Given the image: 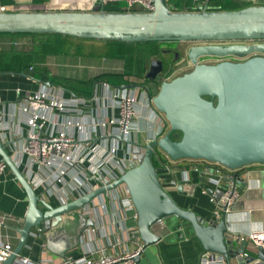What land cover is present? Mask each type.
I'll return each mask as SVG.
<instances>
[{
	"label": "water",
	"instance_id": "1",
	"mask_svg": "<svg viewBox=\"0 0 264 264\" xmlns=\"http://www.w3.org/2000/svg\"><path fill=\"white\" fill-rule=\"evenodd\" d=\"M15 33H55L131 43L198 44L188 53L193 69L164 81L159 92L151 96L154 109L169 125L168 132L146 144L131 142L133 164L119 179L95 191L54 207L34 190L0 137V158L12 170L29 201L23 226L18 229L19 242L3 264H14L22 255L33 228L42 226L49 231L58 227L68 213L83 212L85 206L120 186L129 191L144 248L160 241L161 236L154 231L159 222L177 217L192 226L205 252L217 254L230 264L233 260L264 264V249H252L249 241L229 235L226 215L218 223L206 225L194 211L182 208L170 190L187 195L188 182L162 180L153 163L154 151L159 149L173 161H206L232 171L264 164V43L259 42L264 41V5L239 10L172 11L165 0H155L152 12L104 9L0 12V34ZM178 56L176 53L177 59ZM208 56L222 60L217 64L201 63ZM233 57L242 60H231ZM163 69L161 60H152L146 80L154 81ZM174 133L181 137L174 139ZM94 225L92 219L86 220L85 226ZM46 248L54 250L53 241L49 240ZM139 261L140 256L136 258Z\"/></svg>",
	"mask_w": 264,
	"mask_h": 264
},
{
	"label": "crops",
	"instance_id": "2",
	"mask_svg": "<svg viewBox=\"0 0 264 264\" xmlns=\"http://www.w3.org/2000/svg\"><path fill=\"white\" fill-rule=\"evenodd\" d=\"M13 1L16 3V7H27L28 11L32 10V0ZM237 1L251 5H264V0ZM97 4L98 0H51L45 9L97 10ZM11 44L12 42L9 38L0 37V46ZM16 45L18 48L25 49L30 45V40H18ZM77 60L80 59L49 57L47 63L51 68L52 75L55 76L83 80L93 77L89 74L86 78H79L76 71L74 73L71 71L70 67L73 66L74 69ZM82 60L91 62L93 66L101 63L102 69L106 71L100 73L122 71V64L116 61ZM61 67L68 72L65 73L63 70L60 73ZM55 85H47L44 82H38L26 76L0 74V111H5L9 116L10 123L13 126L20 125L24 134L27 135V116L22 114L20 110V105L23 104L27 96L46 93L50 97L61 96L64 100L74 97L85 98L86 103L82 106L86 113L89 114L88 118L69 116L63 119L58 116L64 123L62 127L68 129L69 133L78 139L88 135L95 136L96 132L100 134V127L97 125L99 119L106 121L109 118L119 116V111L113 106V96L115 89L117 91L120 87H113L105 82H100L93 87L90 95H82L75 94L61 85ZM137 92L142 106L139 111L145 121L140 125L139 131H135L136 129L133 131L132 141L146 144L155 138L160 130L161 122L147 96L149 91L141 86ZM14 104L16 105L14 106ZM46 114L49 116V120H53L56 116L49 112H46ZM69 120H72L73 123L78 122L82 129L79 130L78 126L71 127L66 124ZM97 141L91 142L93 144ZM122 144L123 149L118 153L117 159L121 162L128 159L127 165H129L131 155L128 152V144L121 142V146ZM193 161L195 162L192 165L200 163L196 162V160ZM26 163L21 165L20 169L22 171H25ZM181 165H184V162ZM116 171L119 173L118 170ZM209 175L211 176V172H209ZM239 175L238 188L241 195L232 207L231 213L227 216L228 230L231 237L247 238L255 230H264V164L248 166ZM161 178L167 182L174 180L188 182L190 189L187 195L180 194L176 189L170 190V194L182 208L194 211L203 219L206 225L215 223L214 204L211 202L210 195L205 193L204 188L200 185L204 180L209 182L208 176L190 171L189 180L185 181L184 175L180 172L176 174L163 172ZM211 185L214 188V185ZM122 196L123 193L119 188L104 194L88 206H85V214L79 210L68 213L63 217L62 224L58 227H52L49 233L43 234L40 238L30 236L21 257L27 258L36 264H59L61 258L67 254L82 256L95 250H105L108 253H117L125 250L127 252L134 251L136 244L129 239L128 230L133 227L139 231L138 215L135 207L133 210L124 208L121 202ZM48 202L54 207L60 205L54 198H48ZM28 207V196L12 170L8 167L0 175V216H13L14 220L9 222L7 227L0 228V235L13 248L19 242L20 234L18 229L23 226ZM88 219H92L95 225L92 227L85 226ZM70 224H74L72 230L64 226ZM154 231L161 236L160 241L156 245L147 248L143 247L140 261L137 264H200V258L205 250L188 222L182 221L177 217H169L159 222L154 227ZM49 240L53 241L54 250L43 247ZM140 241L144 245L141 238ZM231 264L241 263L233 260Z\"/></svg>",
	"mask_w": 264,
	"mask_h": 264
},
{
	"label": "built area",
	"instance_id": "3",
	"mask_svg": "<svg viewBox=\"0 0 264 264\" xmlns=\"http://www.w3.org/2000/svg\"><path fill=\"white\" fill-rule=\"evenodd\" d=\"M118 1L126 2L129 9L140 7L142 9L140 12H152L155 7V0H98V9H104L105 6ZM165 1L168 4L169 0ZM193 2L195 5L193 11L209 9V0H193ZM12 10L25 11L28 8L0 4V12ZM259 42L264 43V41ZM235 61L239 60L235 59ZM139 87L141 86L120 87L117 91L115 89L113 106L119 111V116L106 121L99 119L97 125L101 133L96 132L95 136L88 135L79 139L62 127L64 123L58 116L63 119L69 116L88 118L89 114L82 106L86 103L85 98L74 97L64 100L61 96L50 97L46 93L27 96L20 105L22 114L27 116V135L24 134L20 125L13 126L10 123L5 111H0V137L19 168L27 162L23 173L42 199L48 201V198H54L63 205L99 189L107 182L111 183L119 179L128 170L133 164L132 158H129V165H127L128 159L121 162L117 159V155L123 149L121 142L128 144V152L131 155V142H134L132 141L133 131L135 129L139 131L140 125L145 121L139 111L142 108L137 92ZM147 96L153 106L150 93L147 92ZM46 112L57 117L49 120ZM157 116L161 126L155 137L164 135L169 130L164 116L158 112ZM66 124L82 129L78 122L73 123L72 120L67 121ZM94 140L98 141L92 144L91 141L94 142ZM162 157L167 164L164 168L166 174L180 172L184 175L185 181L189 180L190 171L208 176V181L214 185V188L213 191L204 188V192L210 195L211 202L214 204L215 223H218L224 215L228 216L231 213L232 207L241 195L238 188L239 170L232 171L220 164L206 161H196L200 163L195 165H192L195 162L193 160L183 161L184 165H181L182 161H173L165 153ZM7 168V164L0 158V175ZM119 188L123 193L122 205L126 210H133L134 204L128 189L126 186H120L115 190ZM13 220V216H0V228L7 227ZM47 233L49 231L38 226L32 229L31 236L40 238ZM128 237L136 244V249L132 252L125 250L108 253L105 250H95L82 256L67 254L61 258L59 264H137L136 258L141 255L144 245L141 244L137 229L129 228ZM239 239L249 241L252 249H264V230H255L247 238L239 237ZM43 247L46 248V244ZM13 250V246L8 241H4L0 235V264L9 258ZM14 264L36 263L20 256ZM200 264L230 263L217 254L204 252L200 258Z\"/></svg>",
	"mask_w": 264,
	"mask_h": 264
},
{
	"label": "trees",
	"instance_id": "4",
	"mask_svg": "<svg viewBox=\"0 0 264 264\" xmlns=\"http://www.w3.org/2000/svg\"><path fill=\"white\" fill-rule=\"evenodd\" d=\"M51 0H32L31 11H44ZM2 5L16 6L13 0H2ZM168 7L172 11H192L193 0H169ZM251 4L237 0H209V10H239ZM109 12H140V7L128 8L126 2L118 1L104 7ZM7 37L12 44L8 49H0V74L26 75L35 81L61 85L75 94L90 95L93 87L105 82L113 87L140 85L145 87L151 96H155L161 84L170 79L178 59L173 49L164 48L166 44L176 42H122L118 40H94L73 36L44 34H0ZM21 39H29L30 45L23 49L16 43ZM49 57H66L89 60H111L122 64L121 72H104L89 79H74L52 75L47 61ZM159 59L163 62V72L154 80H146L151 61ZM181 134L174 133L179 139ZM164 153L154 151L153 163L160 177L165 172ZM190 161V160H181ZM199 161V160H196ZM246 168V167H245ZM245 168L239 170V173ZM201 187L213 190V186L204 180Z\"/></svg>",
	"mask_w": 264,
	"mask_h": 264
},
{
	"label": "rangeland",
	"instance_id": "5",
	"mask_svg": "<svg viewBox=\"0 0 264 264\" xmlns=\"http://www.w3.org/2000/svg\"><path fill=\"white\" fill-rule=\"evenodd\" d=\"M98 7L99 6L97 4L96 9H98ZM197 44L198 43H196V42H176L174 44L164 45V48L173 49L176 53L179 54L178 61L174 67L175 73H174L172 78H174L176 76L183 75V74H185V73H187L193 69V65L188 58V53H189V50ZM217 44H219V43H217ZM10 46L11 45H7V46L2 45V46H0V49H8ZM235 59H237V57H235ZM235 59L231 58V60H235ZM221 60H222L221 58L208 56V57H203L201 59V63L217 64ZM102 68L103 67H101V63H99L97 66H93L91 62L89 63V61L82 60V59L76 61V65H74L75 70L73 69V66L70 67V69L73 73H74V71L77 72V75H78L77 77H79V78H86V77H88L89 74L92 76H96V75L100 74V72L106 71ZM63 70L65 71V73L68 72L65 68L61 67L59 70L60 73ZM60 73H58V74H60ZM134 150H136V149H133V153H135ZM134 158L136 161H138V159L136 158V155L134 156ZM64 226L67 229L72 230L74 227V224L64 225Z\"/></svg>",
	"mask_w": 264,
	"mask_h": 264
},
{
	"label": "flooded vegetation",
	"instance_id": "6",
	"mask_svg": "<svg viewBox=\"0 0 264 264\" xmlns=\"http://www.w3.org/2000/svg\"><path fill=\"white\" fill-rule=\"evenodd\" d=\"M237 59H238V60H242V58H241V57H237Z\"/></svg>",
	"mask_w": 264,
	"mask_h": 264
}]
</instances>
